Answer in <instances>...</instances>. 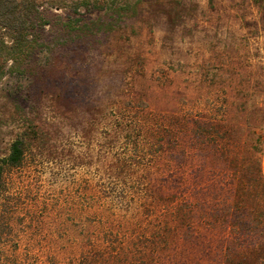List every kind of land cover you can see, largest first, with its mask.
I'll use <instances>...</instances> for the list:
<instances>
[{"label": "rangeland", "instance_id": "1", "mask_svg": "<svg viewBox=\"0 0 264 264\" xmlns=\"http://www.w3.org/2000/svg\"><path fill=\"white\" fill-rule=\"evenodd\" d=\"M33 1L38 45L0 57V160L24 139L2 175L0 264H79L98 238L133 240L136 220L173 241L158 264H264V230L221 220L245 177L197 138L264 173V0ZM182 198L193 235L174 229Z\"/></svg>", "mask_w": 264, "mask_h": 264}, {"label": "trees", "instance_id": "2", "mask_svg": "<svg viewBox=\"0 0 264 264\" xmlns=\"http://www.w3.org/2000/svg\"><path fill=\"white\" fill-rule=\"evenodd\" d=\"M42 17L43 14L37 9L33 0H0V57L3 60L11 58L12 61H15L31 54L38 45L37 39L34 37L35 33L41 31L45 26ZM3 51L5 53H2ZM197 138L204 142L208 140L214 150L220 152L227 163L232 164L234 173L245 177L244 180L241 179L242 181H235L236 195L241 202L231 209L223 208L221 220H225L231 215L235 218V223L232 225V233L235 236L252 238V236L256 237L259 233L261 234L264 230V173H262L258 160L253 163V171L244 169L240 164L235 165L232 151L221 144L218 137L205 131L198 132ZM23 147L24 139H16L11 144L9 154L0 160V192L4 167H15L20 164L24 154ZM159 148L162 150L163 144H160ZM142 162L139 159V161L135 160L133 164L152 167L154 161L150 159ZM178 183L176 181V184ZM106 185L113 188L114 191L111 192L115 195L123 194L126 183L110 178ZM101 187L105 186L101 185ZM101 189H104L103 192L105 191V188ZM104 194H110V192H104ZM244 199H248L249 203H245ZM169 212L179 222L174 229L179 231L181 236L184 234L193 235L194 227L191 221L195 216L193 208L187 200L180 199L169 209ZM133 223L138 229V234L132 235L133 240L127 241L124 237L117 240L110 237L108 239L98 238L90 243V251L81 256L79 264H158L157 261L161 259L162 255L171 249L173 241L168 243L165 239H160L162 236L160 226L157 228L153 224L154 228H150L151 224L147 221L146 224L149 226L144 228L141 225L142 222L138 220ZM217 224L224 227V224L227 223L224 221L221 224L220 221H217ZM215 225V223H208L209 228L211 226L218 227Z\"/></svg>", "mask_w": 264, "mask_h": 264}]
</instances>
